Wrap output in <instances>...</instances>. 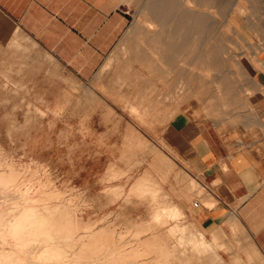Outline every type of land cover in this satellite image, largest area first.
<instances>
[{"label":"rangeland","instance_id":"1","mask_svg":"<svg viewBox=\"0 0 264 264\" xmlns=\"http://www.w3.org/2000/svg\"><path fill=\"white\" fill-rule=\"evenodd\" d=\"M130 13L132 43L117 64L174 87L176 99L170 91L158 93L161 100L209 96L233 112L251 74L264 69V0H143ZM139 50L143 61L132 59ZM79 92L53 56L0 12V176L19 177L10 165L21 187L3 192L10 205L26 202L40 216L83 220L66 250L40 229L41 248L62 247L65 264H264L243 228H199L186 209L206 192L201 184L177 170L175 188L158 172L169 158L147 140L127 139L125 125L102 133L73 98Z\"/></svg>","mask_w":264,"mask_h":264},{"label":"crops","instance_id":"2","mask_svg":"<svg viewBox=\"0 0 264 264\" xmlns=\"http://www.w3.org/2000/svg\"><path fill=\"white\" fill-rule=\"evenodd\" d=\"M142 1L0 0V12L70 75L81 90L73 98L90 108L89 121L103 125L102 133L125 125L123 132L133 134L127 139L147 140L149 149L169 158L157 171L175 188L177 170L201 184L206 192L199 199H184L199 228L218 234L235 224L264 258V69L251 74L236 111L209 96L184 97L176 105L174 87L155 84L154 76L143 79L140 67L117 64L132 43L130 11ZM133 57L143 61L145 55L139 50ZM170 91L175 99L161 100L158 93ZM171 107L178 108L171 114Z\"/></svg>","mask_w":264,"mask_h":264},{"label":"bare ground","instance_id":"3","mask_svg":"<svg viewBox=\"0 0 264 264\" xmlns=\"http://www.w3.org/2000/svg\"><path fill=\"white\" fill-rule=\"evenodd\" d=\"M2 166H4V165H2ZM7 168L10 169V172L13 171V173L15 172V173L19 174V177H20V173H18L13 167L8 165ZM3 175H4V173H3ZM1 177L2 176H0V264H65L62 261L64 258V256L62 255V252L64 251L62 247H64V249L66 250L65 246L68 247L72 244L77 243V241L74 240L72 235L75 234L77 229H79L82 226L81 221H83V220L79 221L78 218L73 220L70 217L58 214L59 212L57 213L58 215H55L54 217L52 216V218H54L52 220L51 217H50L51 219L47 218L46 213H45V215L40 216L41 214L36 213L35 209L26 207V205H25L26 202H24V203L16 202V203H13L12 205H10L8 203L9 201L7 200V193H5V191L3 192V190H5V189L8 190V189H11L12 187H13L12 189H17L19 187L21 190V187L17 184L18 181H16V179L18 180L19 177H17L16 179H15L16 175H15V177H8V176L2 177L3 179ZM25 181H27V180H25ZM29 182H30V180H29ZM20 184H22V183H20ZM199 186H200V184L196 183V182H192L190 184L191 189H197ZM30 187H32V186H30ZM29 190H30V188H29ZM24 192H26V191H24ZM26 193H28V192H26ZM23 195L24 194L22 193L20 195V198H23ZM41 198H42V196H41ZM30 199H32V198H30ZM35 199H36V197L34 198V200ZM36 203H37V201L35 200L34 204H36ZM34 207H35V205H34ZM56 207H55L56 211L59 210L58 206H56ZM48 210H50V209H48ZM49 213H51V212H49ZM52 215H53V213H52ZM45 225H47V226H45ZM40 229H42V230L44 229L45 232H48L47 233V234H49L48 236L52 237L54 240H57L58 242H56V241L55 242L57 244H60V245L62 244V247L55 246L53 248H49L47 246L48 247L47 248L45 246L47 249L44 247L41 248L42 246L40 247L41 242L39 241V235H38ZM60 231H63V235L65 234L67 236L66 239L67 238L69 239V241L67 240L68 242H65V243L60 242L61 238L59 239L58 235H57ZM44 233H43V235H44ZM55 233H57V234H55ZM47 234L45 236H47ZM63 235H62V237H64ZM46 238H48V237H46ZM52 238H50V239L52 240ZM66 239H64L63 241H66ZM71 239L74 241L73 242L70 241ZM45 242H47V241H45ZM98 242H100V241L98 240ZM68 248H67V250H68ZM100 250L101 249L94 251V250L86 248L87 252H92V253H95V252L97 253V251H100ZM81 253H82V251H81ZM86 255H87V253H86ZM82 256L84 257V255H82ZM85 258H86V256H85ZM67 259H70V258H67ZM87 261H90V260H87ZM94 263L95 262L93 261L92 264H94ZM133 264H137V263L134 261ZM142 264H144V263H142Z\"/></svg>","mask_w":264,"mask_h":264},{"label":"built area","instance_id":"4","mask_svg":"<svg viewBox=\"0 0 264 264\" xmlns=\"http://www.w3.org/2000/svg\"><path fill=\"white\" fill-rule=\"evenodd\" d=\"M197 205V203H195Z\"/></svg>","mask_w":264,"mask_h":264}]
</instances>
